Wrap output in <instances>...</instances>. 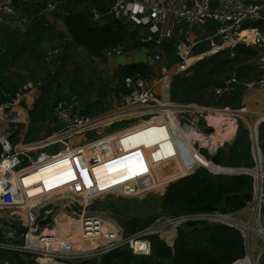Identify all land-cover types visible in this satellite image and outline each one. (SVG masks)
I'll list each match as a JSON object with an SVG mask.
<instances>
[{"label":"built area","instance_id":"1","mask_svg":"<svg viewBox=\"0 0 264 264\" xmlns=\"http://www.w3.org/2000/svg\"><path fill=\"white\" fill-rule=\"evenodd\" d=\"M14 1L0 0V29L13 27L25 32L31 20L16 9ZM22 2L41 3L44 8L40 14L46 16L47 24L56 26L58 20L52 16L58 6L56 0ZM92 13L94 22H103L101 14L96 10H92ZM109 14L115 20L140 27L142 42L156 44L153 51H144L151 54L154 64L162 66L158 69L160 77L126 78L124 85L128 93L120 96L113 94L109 105L111 108L106 114L110 118L112 113H121L122 117L116 123L147 121L149 124L127 132L133 128L131 125L99 139L72 145L70 139L100 129L95 125L101 119L86 115L85 104L74 96L55 107L56 120L48 125L57 128V132L25 142L30 125L26 97L42 86L41 81H28L15 102L3 106L0 120V250L19 253L24 260L33 259L39 264L44 259L58 264H77L99 258L123 246H130L135 255H149L151 243L148 239L152 235L160 236L163 226L169 227L171 232L188 222L203 221L235 228L244 238L250 232L254 233L252 230L259 229L264 238V161L259 169L244 173L254 178L253 199L247 209L235 215H245L244 212L252 210L254 216L248 222L236 219L234 214L222 213L177 218L161 215L143 231L125 236L124 230L105 210L99 213L92 211L96 201L107 197L142 198L152 194L156 190L155 184L149 180L154 164L176 157L177 151L181 152L184 177L201 169L199 156L207 159L203 151L210 157L218 153L224 143L218 146L211 143L216 128L207 120L208 110H214L215 116L223 113L239 118L242 109H232L228 105L232 96L240 88L244 95L254 90L264 91V0H115ZM165 40H177L178 43L176 55L179 61L172 69L163 68L166 60L163 49ZM203 43L207 44L205 52L195 55L194 49ZM238 46L254 49L257 56L243 64L253 71L242 76L239 66H236L227 74L224 85L214 88L215 102L221 101L226 106L204 108L195 103L172 102L170 88L175 76L184 73L191 76L190 68L193 65L226 51H230L229 59L235 60ZM123 52L119 47L109 51L106 56H119ZM4 53L5 50L0 47V57ZM59 54V50L49 52L48 62ZM189 59H196V62L188 66ZM24 100L26 107L22 106ZM167 109H171L180 124L200 133L207 143L203 144L201 140L191 143L187 135L181 137L173 125L168 129L167 121L163 118ZM146 116L149 118L144 119ZM201 119L205 125L200 124ZM261 124H264V120L259 122V128ZM209 128L213 129L212 133L207 132ZM249 130L252 154L257 158L262 151L259 129ZM107 136H113L116 139L112 140L117 142L108 144L101 141ZM64 161L70 166L54 174L56 177L52 187L31 197L34 186L25 185L24 179L31 173ZM99 165H104L107 172L111 171L104 182H100L94 174ZM40 186L43 188V183L40 182ZM61 214L71 219L73 226H78L84 242L98 240L99 246L89 252L78 251L70 233H61ZM226 218L232 222L225 221ZM158 224L162 225L159 227ZM20 229L24 230L23 233H20ZM48 231L50 233H46Z\"/></svg>","mask_w":264,"mask_h":264},{"label":"trees","instance_id":"2","mask_svg":"<svg viewBox=\"0 0 264 264\" xmlns=\"http://www.w3.org/2000/svg\"><path fill=\"white\" fill-rule=\"evenodd\" d=\"M56 1L60 5L57 6L52 16L54 19L63 22L69 37L60 32L56 26L47 24L46 16L40 14L44 8L41 3L32 2L29 4L22 2V0H15L14 2L16 9L31 20L25 32L13 27H11L12 29H0L2 35L0 47L5 50V53L0 57V107L13 104L17 95L28 82L25 78V81L14 83L11 81V77L4 76V71H11L16 66L17 60L25 56L29 61H35L37 65L47 63L49 53L46 54L42 51L43 43L52 41L54 38L64 41L63 45L60 44L62 52L60 51V54L54 56L50 61L52 68H55L54 73L51 69L48 70L45 84L42 82L40 87L42 93L29 111L30 125L27 139L30 141L39 135L48 136L57 132V128H49L46 125L56 120L55 107L71 96L88 100L86 115H91L88 109L102 113L109 110L104 108L99 110L98 104L94 103L100 104V100L94 102L89 98L86 99L87 88L82 85L79 76L85 75L83 66L78 64L80 68H75L74 74L66 73L65 67L69 60L74 59L76 49L82 48L91 57L102 59L106 57L109 51L119 47L127 52L153 51L156 47V44L152 42H142L140 27L126 21L115 20L109 14L115 0ZM92 10H96L103 16L102 24L94 22ZM69 38L70 41H66ZM175 45L176 40H165L163 43L167 58L165 65L168 69L179 60ZM206 48L207 44L205 43L197 46L194 49L195 55L205 52ZM235 52V60H230V51H226L211 58H204L192 66L190 68L191 76L187 74L175 76L170 88L172 102L195 103L204 107L220 105L214 100L203 103L199 95L209 88L222 87L224 85L223 79L217 78V76L224 71L231 72L236 66H239L242 76L253 71L243 64L254 59L257 56V51L238 46ZM155 72L153 66L144 62L121 66L115 75V78L121 81L115 92L118 94L128 93L124 85L126 78L142 77L147 79L151 78ZM75 78L78 79V86H76ZM67 85L71 90L70 93L65 94L64 90ZM243 93V89L240 88L232 96L228 102L232 109L243 108ZM103 97L105 96L103 95ZM224 122L217 130L224 139H230L235 133V122L230 120L225 124ZM143 124L146 126L149 123L144 122ZM200 124L205 125L203 119L200 120ZM141 127V125L138 126V128ZM138 128L135 127L130 131ZM31 131L36 133L34 137H31ZM207 132L212 133L213 129L209 128ZM250 134V130L240 122L235 141L228 150L219 149L215 164L233 169L255 168L256 162L252 154ZM259 143L264 157V124H261L259 128ZM181 162V155H179L178 158L173 157L171 160L164 159L159 162L160 165L155 164L157 168L153 171L149 181L159 185L162 193L169 185L163 196L151 195L143 201L123 199L122 204L117 200H111L109 203L102 204L104 209L110 211L112 217L118 221L125 236L143 231L154 224L161 215L177 218L195 214H236L244 210L252 201L254 192V178L252 176L244 173L215 175L202 168L196 173L184 177L185 171L179 167ZM209 164L211 167H207L210 170H222L213 163ZM168 167L169 172L166 171ZM152 213H155L154 216ZM19 231L23 233L24 230L20 229ZM66 232L80 234V231L68 227L64 230V233ZM148 240L151 243L149 255H135L130 246H123L99 258L85 260L77 264H234L245 257L246 260L237 264H247L248 253H246L245 238L239 230L220 223L188 222L186 228H178V237L173 247H170L158 234L150 236ZM98 243V240H93L89 243L88 248L83 246L80 249L84 251L94 249ZM5 262H9V264H36L33 259L24 260L19 253L0 250V264ZM260 264H264V253L261 256Z\"/></svg>","mask_w":264,"mask_h":264},{"label":"rangeland","instance_id":"3","mask_svg":"<svg viewBox=\"0 0 264 264\" xmlns=\"http://www.w3.org/2000/svg\"><path fill=\"white\" fill-rule=\"evenodd\" d=\"M60 5V3L58 4V6ZM5 28H10V29H12L11 27H4V28H2V29H5ZM27 29V28H26ZM2 35L0 34V37H1ZM177 45H178V43H177V40H176V45H175V47H176V50H177ZM51 49H53L54 50V48H55V45L54 44H52L51 45ZM134 52H136V54L138 55V54H140L141 56H142V58L143 57H145L146 58V54L144 53V50H141V51H134ZM149 56L151 57V55L149 54ZM178 57V56H177ZM179 61V60H178ZM166 62H167V58H166V60H165V64H166ZM177 63V62H176ZM193 63V61L192 62H188V64L187 65H189L190 66V64H192ZM85 65H87V64H85ZM85 65H83V67L82 68H84V70H85V75H79L80 76V78H81V82H82V85L84 86H86V85H90V83H93L96 87L97 86H99V87H101L102 85H104L105 83H106V81L105 80H108V78L105 76V75H103L101 72H100V70L98 69V66L96 67V65H94V62H90V64H89V66L87 65V66H85ZM176 64L174 63L173 65H172V67L170 68V69H172L174 66H175ZM74 68H80L79 67V65L78 64H76V63H74ZM81 68V69H82ZM163 68H165V69H167V67H166V65H165V67H163ZM83 70V69H82ZM228 73H230L229 71H224L223 73H221L219 76H217V78H220V79H223V81L227 78V74ZM78 74H79V72H78ZM185 74V73H184ZM97 76V77H96ZM98 76H101L100 78H98ZM77 78H78V76H76ZM77 78H75V80H76V86H78V84H77V82H78V79ZM93 81V82H92ZM172 81H173V79H172ZM19 83V82H18ZM65 84V83H64ZM107 86H108V84H107ZM106 88V87H105ZM213 91H214V88H209L208 90H206V91H204L203 92V94H201V95H199V96H201L200 98V100H201V102H203V103H209V102H211L212 100H214V98H213ZM262 92H264L263 90L262 91H260V93L259 92H255L254 91V94L253 95H251V97H250V101H248V99L246 100L247 101V106H246V103H245V105H244V108H248V112H243L242 114H239V118H236L237 119V124H238V128H239V123L240 122H242L244 125H245V127H247V128H249V129H252V126L255 124V123H257V120H259L260 119V116L261 115H264V99L262 98V96H260L261 94H263ZM253 93V92H252ZM251 93V94H252ZM248 95H249V93H248ZM248 95L246 96V97H248ZM72 97V96H71ZM70 97V98H71ZM74 97V96H73ZM245 97V98H246ZM78 99L80 100V102L81 101H83L86 105H88L89 103H88V100H82L80 97H78ZM91 101H92V99L91 98H89ZM244 99V98H243ZM215 101V100H214ZM63 102V101H62ZM97 102V101H96ZM83 103V104H84ZM111 104V97H110V100H105L104 102H103V104H98V106H99V110L100 109H102V108H104V109H109V105ZM194 104V103H193ZM219 104L221 105V106H226V104L225 103H223V102H219ZM85 105V106H86ZM197 105V104H196ZM199 106V105H198ZM200 107H202V106H200ZM204 107V106H203ZM204 108H206V107H204ZM244 108H242V109H244ZM94 109V108H93ZM89 110V109H88ZM93 111V114L91 113V115H89L91 118H101V119H103L104 121H106V119L107 120H110L111 118H109V116L108 115H106V113H102L101 111H96V110H92ZM7 113L9 114V111H7ZM102 113V114H101ZM0 118H1V115H0ZM149 118V116H146V117H144V119H148ZM164 119L167 121V123H166V125L168 126V120L164 117ZM211 119V118H210ZM223 121H225V120H223ZM228 120H226L225 122H227ZM225 122H224V124H225ZM46 123V122H45ZM136 123H138V121H126V122H120V123H116V120L115 121H111L109 124H107V125H105L104 126V128H101L100 127V129H95L94 131H92V132H89V133H85V134H83V135H80V136H76V137H74V138H72V139H70V141H71V143H72V145H76V144H80V143H84L85 142V140H87V141H89V140H92V139H99V138H101V137H103V136H105V135H108V134H111V133H113V132H115V131H119L120 129H123V128H125V127H129V126H131V125H134V124H136ZM140 123V122H139ZM138 123V125H134L133 126V128L132 129H134L135 127H137L138 128V126H140L142 123H140L139 124ZM232 124H234V123H232ZM45 125V124H44ZM47 127H49V128H51L49 125H46ZM45 126V127H46ZM218 126H220V125H218ZM218 126H216V128L218 127ZM131 130V129H130ZM130 130H126L127 132H130ZM238 131V130H237ZM236 134H237V132H236ZM236 134H235V136H234V138L232 139V142L235 140V138H236ZM31 137H34L35 135H36V133H35V131H31ZM119 135H121V134H118V136ZM43 136H45V135H39V137L37 136V137H34V139L33 140H31V141H35V139H40V138H42ZM108 137V136H107ZM107 137H104L101 141H107V140H109V138H107ZM78 139H81L79 142H75V141H77ZM30 140L29 139H26L25 140V142H29ZM231 142V143H232ZM228 144H229V141L228 142H226V143H224L223 144V146L221 147V148H224V149H226V150H228V148H229V146H228ZM220 148V149H221ZM154 154V153H153ZM203 154L206 156V158L209 160V161H211V158H213L214 156L215 157H217V154L216 155H214L213 157L211 156H209L208 154H207V152L206 151H203ZM170 160H171V158H169ZM164 160V159H163ZM162 160V161H163ZM168 160V159H167ZM200 161H201V165H202V167H201V169L202 168H204V169H206V167H203V166H205V164H207V165H209L210 166V164L209 163H211V162H205L203 159H200ZM264 161V160H263ZM213 163V162H212ZM160 165V163H156V165ZM214 164V163H213ZM155 164H154V167H153V169L155 170L156 168H157V166H156ZM264 166V165H263ZM98 167H100V165L98 166ZM179 167H180V169H183V165H182V162L181 163H179ZM257 169H259L258 167H256L255 166V169L253 168V171H255V170H257ZM250 170H252V169H246V171H250ZM57 171H59V170H55V172L54 173H56ZM107 171V170H106ZM166 171L167 172H169L170 171V169H169V167L166 169ZM252 172V171H251ZM38 173H42V171L41 172H38ZM110 173H111V171H110ZM56 176H50V178L49 179H47L46 180V184H48V185H52L53 184V179L55 178ZM180 180V179H179ZM151 182V181H150ZM176 182V181H175ZM151 183H153V184H155V182H151ZM169 183H171V182H169ZM172 183H173V181H172ZM169 186V185H168ZM168 186L165 188V191L162 193L160 190H161V188H159V185H155L154 187H155V191L152 193V194H149V195H147V196H145V197H143L142 196V198H122V197H114V196H112V197H107V198H105V199H103V200H100V201H96V203H95V207H94V209H92V211L93 212H97V213H99V212H101V211H103V210H106V209H104V207L102 206V204H104V203H109L111 200H117L120 204H122L124 201H123V199H129V200H133V199H137V200H140V201H143L144 199H146V198H148L149 196H151V195H157V196H163L164 194H165V192H166V190H167V188H168ZM247 209V208H246ZM246 211V210H245ZM106 213H107V215L112 219V220H114L117 224H119L118 223V221L116 220V219H114L113 217H112V215H111V212L110 211H108V210H106ZM245 213V215L243 214V215H240V214H237V215H235L234 214V217L236 218V219H242V220H244V222H248L249 221V219L250 218H252L253 216H254V212L252 211V210H249L248 212H244ZM154 214L155 213H152V215L154 216ZM158 216H159V212H158ZM246 219V220H245ZM59 220H60V226H61V233L63 234L64 233V230H65V228L66 227H68V228H71V229H73V230H75V231H79V228H78V226H73V222H72V220L71 219H69V218H67V216H65V214H61L60 216H59ZM248 220V221H247ZM162 224H158V226L160 227ZM173 231V230H172ZM174 231H175V237L172 239V243L170 244V243H168V241H167V239H166V237L164 238V234L165 233H169L170 232V230H169V227H162L161 228V234H160V237H161V239H163L170 247H173L174 246V244H175V241L174 240H176L177 239V237H178V230H175L174 229ZM46 233H50L49 231L48 232H46ZM70 233V232H69ZM71 235V240L75 243V247H76V249L78 250V251H80V252H84V250H82V249H80L81 247H85V248H88L89 247V243H86V242H84L82 239H81V237H80V234H76V232H74L73 234H70ZM246 240V249H247V253L248 252H250L249 253V255H248V264H253V261L255 260L256 261V264H259V261L261 260V258L260 259H258V257H259V255L261 254V252H263L264 251V238H262V237H260V236H256L254 233H251L250 232V234L249 235H247L246 236V238H245ZM99 246V245H98ZM98 246H95V248L94 249H96ZM86 252H89V251H86ZM247 255V254H246ZM78 259L80 260L81 259V256L80 257H78ZM76 261H78V260H76ZM244 261V260H243ZM36 262V261H35ZM36 264H39V263H37L36 262ZM64 264H66V263H64ZM72 264H75V263H73L72 262Z\"/></svg>","mask_w":264,"mask_h":264},{"label":"crops","instance_id":"4","mask_svg":"<svg viewBox=\"0 0 264 264\" xmlns=\"http://www.w3.org/2000/svg\"><path fill=\"white\" fill-rule=\"evenodd\" d=\"M102 23H100V24H102ZM56 26L60 32L64 33L67 37H69L68 30L65 28V26H63V22L61 20L60 21L58 20ZM5 29H8V28H5ZM66 41L69 42L70 38L66 39ZM61 43L63 45L64 41L58 40L57 38L52 39V41H45L42 45V51L46 54L49 53L51 50H53V49H51L52 48L51 45L54 44L55 45L54 49H57V50L62 52V47L60 46ZM63 50H64V47H63ZM144 53L146 54V58L145 57L142 58V56L140 54L137 55L136 52L124 51L123 54H121L119 56H113V57L106 56L105 58L98 59V58L91 57L84 49L78 48L75 50L74 59L68 61L67 65L65 67V71L67 74L68 73L74 74V72H75L74 63H77L81 66H83L85 64H87L89 66L90 62H94V65H96V67L98 66V69L100 70V72L103 75H105L108 78V80H105L106 83L104 85H102L101 87H99V86L96 87L95 86L96 84L93 81L92 82L95 85L93 83H90V85H86V86L84 85V87L87 88V89L85 88L86 92H87L85 94V96H86V99L91 98L92 101H94V102L100 100V104H103V102L106 99L110 100V97L113 94H115L116 96L122 95V93L118 94L115 92V89L117 88V86L121 82L119 79L115 78V75L121 66L144 62V63H147V64L153 66L155 71H156L153 76H155V77L158 76V73H159L158 69L162 65L159 66V65L154 64L153 60H152V56L150 57L149 54L146 53V51H144ZM87 65H85V66H87ZM49 69H51L52 73H54L55 68L54 69L52 68L50 61L49 62L47 61V63L45 62L42 65H37V63L35 61L34 62L29 61L28 58L25 56V57L19 58L17 60L16 66L14 68H12L11 71H9V72L4 71V73H5L4 76L5 77H11V81L14 83L25 81V78H26L28 81H34V82L41 81V82H43V84H45V79H46L45 77H46V74H47ZM20 75L22 76V78ZM100 77L101 76H98V78H100ZM158 77H160V76H158ZM107 84H108V86H107ZM70 90L71 89H69V86L67 85L65 90H64V93L68 94V93H70ZM254 91L260 93V91H262V90H254ZM254 91L249 92V95H248V93L245 95L243 94L244 99L242 98V100H243L242 102L244 104L245 103L247 104L245 97L248 95V101H250V97H251V95L254 94ZM41 93H42V88H35L31 93H29L27 95L26 98L28 100L27 101V110L28 111L32 109L35 100L41 95ZM262 93L264 94V92H262ZM263 94H261L260 96H262V98L264 99ZM103 95L105 97H103ZM94 104H99V103H94ZM22 106L26 107L25 100L22 102ZM86 106H88V105H86ZM110 106H109V108H111ZM2 109H3V107H2ZM89 111L91 113L93 112L91 109H89ZM104 113H106V112H104ZM2 115H3V112H2ZM28 115H29V112H28ZM1 119H2V116H1L0 120ZM167 234L168 233L164 234V235H166L165 236L166 239H167ZM167 241H168V239H167ZM174 241H176V240H174Z\"/></svg>","mask_w":264,"mask_h":264},{"label":"bare ground","instance_id":"5","mask_svg":"<svg viewBox=\"0 0 264 264\" xmlns=\"http://www.w3.org/2000/svg\"><path fill=\"white\" fill-rule=\"evenodd\" d=\"M191 61H193V63L192 64H190V65H193L195 62H196V59H189L188 60V62H191ZM188 62H187V64H188ZM264 95V94H263ZM248 99V97H246V100ZM199 110H202L201 108H199ZM20 111V110H19ZM2 112H3V109L2 108H0V115L2 116ZM21 112V111H20ZM240 112H248V108H244V109H242V110H240ZM240 114H242V113H240ZM120 117H122V115H121V113H112L111 115H110V120H107L106 119V121H104L103 119H99V120H97V123H96V127H101V128H104V126L105 125H107V124H109L111 121L113 122V121H115V120H117L118 118H120ZM166 118L167 120H168V129H170L171 128V126L173 125L174 127H175V129L178 131V133L181 135V137H183V134H185V135H187V138H188V140L191 142V143H193V142H195V141H197V140H201L202 141V143L203 144H205V143H207L206 142V140L204 139V137L200 134V133H198L196 130H194L193 128H186L184 125H182V124H180V122H179V120L178 119H175V117H174V115H173V112L171 111V109H167V110H165V113H164V115H163V118ZM211 118V119H210ZM207 120L210 122V124L211 125H213V126H215V128H216V126H218V125H220L221 126V123L222 122H224L223 120H230V121H234L235 122V126H236V129H235V133H234V135H233V137H231L230 139H224L223 137H222V135L218 132V128L220 127V126H218L217 128H216V132H214V134H213V136L211 137V143L213 144V145H222L223 143H226V142H228V141H230V140H232L233 138H234V136H235V134H236V132H237V130H238V124H237V122H236V119L235 118H233V117H231L230 116V114H227V115H225V114H223V113H219V114H217V116H215V114H214V110H212V109H210V110H208V115H207ZM261 120H264V115H261L260 116V119L259 120H257V123H255L253 126H252V129H254L255 128V126L258 124V122H260ZM144 122H146V123H149V122H147V121H144ZM144 122H140V123H142L141 124V126L143 127V126H145L143 123ZM139 123V124H140ZM135 125V124H134ZM133 125V126H134ZM136 125H138V123L136 124ZM107 138H109V140H107V141H105V143H108V144H112L113 142H117V140L115 141V140H112V139H116V138H114L113 136H111V137H107ZM79 140H81V139H78L77 141H79ZM118 144V143H117ZM179 155H181V153L179 154V152L177 151V158H178V156ZM199 158L200 159H203L205 162H211V161H209L208 159H205L202 155H200L199 156ZM212 163V162H211ZM206 166H203V167H211V166H209V165H207V164H205ZM68 166H70V163H65V161L64 162H62V163H58L57 165H54L53 167H48V168H46V169H44V170H40V171H38V172H41L42 171V173H38V172H34V173H31L30 174V176L29 177H26L25 179H24V183H25V185H32V186H34V188L32 189V191L30 192V196L31 197H35V196H38V195H40L41 193H43V192H45L46 190H48L50 187H52V185H48V184H46V180L47 179H49L50 178V176H53L55 173V170H60V169H64V168H68ZM202 166V165H201ZM207 167V168H208ZM221 168V167H220ZM210 169V168H209ZM213 173H218V172H227V173H229V172H231L232 170H219V171H213V170H211ZM110 172H107L106 171V169H104V165H100V167H96L95 168V171H94V174H95V176L100 180V182H104V181H106V179H107V175L109 174ZM256 175H257V173H256ZM180 179V178H179ZM178 180V179H177ZM176 181V180H175ZM40 182L41 183H43V188H42V186H40ZM38 185V186H37ZM246 220V219H245ZM225 221H227V222H232L231 220H230V218H226L225 219ZM244 221V220H243ZM248 221V220H247ZM73 222V221H72ZM252 230V229H251ZM253 232H254V234L256 235V236H260V237H262V233H261V231L259 230V229H257V230H252ZM175 231L173 230V231H171L170 233H168L167 234V239H168V243H172V239L175 237ZM166 235H164V237H165ZM91 250H94V249H90V250H85L84 252H86V251H91ZM249 253L250 252H248V255H249ZM248 255H247V264H248ZM243 260H246V257L243 259ZM243 260H241V261H243ZM241 261H239V262H241ZM238 263V262H237ZM236 263V264H237ZM41 264H58V263H56V262H54V261H51V260H48V259H44L42 262H41ZM253 264H256V261H253Z\"/></svg>","mask_w":264,"mask_h":264},{"label":"water","instance_id":"6","mask_svg":"<svg viewBox=\"0 0 264 264\" xmlns=\"http://www.w3.org/2000/svg\"><path fill=\"white\" fill-rule=\"evenodd\" d=\"M258 129H259V122H258V124L256 125V127H255V131H258ZM235 141V140H234ZM233 141V142H234ZM232 142V140H230L229 141V144H228V146H231L232 144H233V142ZM216 159H217V157H213V158H211V162H213L214 163V165L216 166V167H221V166H217L216 164H215V162H216ZM255 159V161H256V163L258 164V166L256 165V167H258V168H260V167H262V165H263V154H262V151L258 154V157L257 158H254ZM206 169L210 172V173H212V174H215V175H218V174H226V175H238V174H242V173H248V172H253V169L252 170H250V171H246V169H233V168H225V167H221V169H223V170H232L231 172H229V173H227V172H218V173H213L209 168H207L206 167ZM255 169V168H254ZM182 227L183 228H186V225L185 224H183L182 225ZM246 253H247V249H246ZM237 262H239V261H237ZM236 262V263H237ZM236 263H234V264H236ZM260 264V263H259Z\"/></svg>","mask_w":264,"mask_h":264},{"label":"clouds","instance_id":"7","mask_svg":"<svg viewBox=\"0 0 264 264\" xmlns=\"http://www.w3.org/2000/svg\"><path fill=\"white\" fill-rule=\"evenodd\" d=\"M0 108H2V107H0Z\"/></svg>","mask_w":264,"mask_h":264}]
</instances>
